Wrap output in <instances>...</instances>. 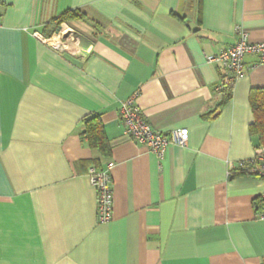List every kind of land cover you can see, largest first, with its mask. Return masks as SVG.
I'll return each mask as SVG.
<instances>
[{"label": "crops", "instance_id": "crops-1", "mask_svg": "<svg viewBox=\"0 0 264 264\" xmlns=\"http://www.w3.org/2000/svg\"><path fill=\"white\" fill-rule=\"evenodd\" d=\"M238 27L264 42V0H0V264H261L264 181L235 169L255 156L248 97L264 64L247 55L215 111L224 69L206 60ZM135 94L151 129H183L185 146L159 159L123 134ZM93 115L106 156L83 135ZM108 162L103 223L89 174Z\"/></svg>", "mask_w": 264, "mask_h": 264}, {"label": "built area", "instance_id": "built-area-1", "mask_svg": "<svg viewBox=\"0 0 264 264\" xmlns=\"http://www.w3.org/2000/svg\"><path fill=\"white\" fill-rule=\"evenodd\" d=\"M70 31V30H69ZM238 39L236 43L226 49H222L215 55H207L208 62H216L224 69L221 86L234 83L235 79L243 74V60L247 55L256 56L257 63L264 64V42L250 43L247 41L246 33L243 29H236ZM70 32L64 34L65 40L70 36ZM51 45L60 48L61 36L51 38ZM136 94L121 103L120 113L124 121L123 134L146 146L159 159L165 153L169 145L185 146L188 134L183 129H172L168 132H158L143 119L138 106L134 102ZM239 165L247 167L249 172L255 173L264 181V149H255V156L241 162ZM113 162H108L105 169L96 170L91 168L89 178L96 191L97 217L98 220L106 223L112 219L113 213V190L110 169ZM264 199V192H263ZM264 219V215L261 216Z\"/></svg>", "mask_w": 264, "mask_h": 264}, {"label": "trees", "instance_id": "trees-1", "mask_svg": "<svg viewBox=\"0 0 264 264\" xmlns=\"http://www.w3.org/2000/svg\"><path fill=\"white\" fill-rule=\"evenodd\" d=\"M72 14V12H65L64 14L53 20V24L55 26L60 25V23L69 19ZM221 94L222 101L217 106L215 111H217L220 106L224 104V102L230 99L231 86L223 85L221 88ZM248 101L253 116V121L249 124L248 131L251 136H254L257 139L255 148L257 149L261 147L264 149V88L251 89L249 92ZM83 123V135L88 140L90 147L96 149L101 156L108 155L110 152V145L105 138L99 116H90L86 118ZM235 172L236 174H248L259 177L257 174L249 172L247 167H243L239 164L236 167ZM259 201H264V199H261ZM261 264H264V259Z\"/></svg>", "mask_w": 264, "mask_h": 264}, {"label": "rangeland", "instance_id": "rangeland-1", "mask_svg": "<svg viewBox=\"0 0 264 264\" xmlns=\"http://www.w3.org/2000/svg\"><path fill=\"white\" fill-rule=\"evenodd\" d=\"M256 141H257V139H256Z\"/></svg>", "mask_w": 264, "mask_h": 264}]
</instances>
